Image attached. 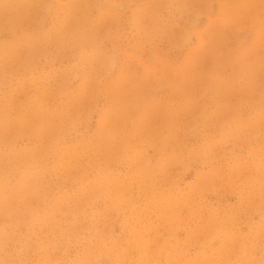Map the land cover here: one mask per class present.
I'll use <instances>...</instances> for the list:
<instances>
[{"label":"rangeland","instance_id":"374dc122","mask_svg":"<svg viewBox=\"0 0 264 264\" xmlns=\"http://www.w3.org/2000/svg\"><path fill=\"white\" fill-rule=\"evenodd\" d=\"M0 264H264V0H0Z\"/></svg>","mask_w":264,"mask_h":264}]
</instances>
